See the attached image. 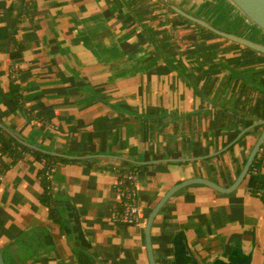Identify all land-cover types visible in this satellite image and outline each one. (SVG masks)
Returning a JSON list of instances; mask_svg holds the SVG:
<instances>
[{
  "label": "crops",
  "instance_id": "0c3cea01",
  "mask_svg": "<svg viewBox=\"0 0 264 264\" xmlns=\"http://www.w3.org/2000/svg\"><path fill=\"white\" fill-rule=\"evenodd\" d=\"M226 2L0 0L5 264H149L146 220L168 189L233 183L264 118V56L173 8L234 33L213 17L230 18ZM33 151L53 157L48 202ZM134 166L138 226L110 217L118 169ZM150 241L155 264H264V201L245 180L190 183Z\"/></svg>",
  "mask_w": 264,
  "mask_h": 264
},
{
  "label": "water",
  "instance_id": "95a60500",
  "mask_svg": "<svg viewBox=\"0 0 264 264\" xmlns=\"http://www.w3.org/2000/svg\"><path fill=\"white\" fill-rule=\"evenodd\" d=\"M230 2L243 14L245 15L253 24H255L260 30L264 32V0H230ZM175 10H177L182 16L186 17L190 21L196 23L197 25H200L213 33L224 37L234 43L240 44L242 46H245L247 48H250L254 51H257L261 54H264V43L257 42L255 40H252L246 36L239 35L237 33H233L227 29H221L211 23L210 21L198 17L195 15H192L190 13H187L183 11L182 9L173 7ZM258 124L261 125L260 133L254 142L253 146L251 147L248 156L246 157L244 164L241 168V171L239 172L236 179L233 181L231 185L228 187H221L216 183H213L207 179L203 178H191L187 180H183L175 185H173L168 191L159 199V201L156 203V205L152 208L151 212L149 213L144 232H145V244H146V250H147V257L149 264H155L152 247H151V241H150V228L152 221L161 208V206L164 204V202L178 189L181 187H184L190 183L193 182H200L203 183L213 189H216L220 192H230L234 190L246 177L248 169L250 165L252 164V161L257 154L263 139H264V118L258 121ZM0 264H5V261L3 259V255L0 252Z\"/></svg>",
  "mask_w": 264,
  "mask_h": 264
},
{
  "label": "built area",
  "instance_id": "2783aa9c",
  "mask_svg": "<svg viewBox=\"0 0 264 264\" xmlns=\"http://www.w3.org/2000/svg\"><path fill=\"white\" fill-rule=\"evenodd\" d=\"M257 155L264 159V139L257 152ZM39 166L45 165V160L39 159ZM54 165L45 169V175L49 178ZM112 187L117 195V201L121 202V209L118 212H112L110 217L113 221L128 223L138 226L141 223V212L138 206L137 197V176L136 171L130 169H118L117 176L112 182Z\"/></svg>",
  "mask_w": 264,
  "mask_h": 264
},
{
  "label": "trees",
  "instance_id": "16d2710c",
  "mask_svg": "<svg viewBox=\"0 0 264 264\" xmlns=\"http://www.w3.org/2000/svg\"><path fill=\"white\" fill-rule=\"evenodd\" d=\"M215 25V24H214ZM220 28V27H219ZM225 29V28H224ZM247 48V47H246ZM250 49V48H248ZM251 51H254L252 49H250ZM257 52V51H254ZM259 53V52H257ZM261 54V53H259ZM264 56V54H261ZM10 91L12 93L13 99L18 100V96H19V89L18 86L11 83L10 85ZM0 141L2 143V147L0 148V150H9V152H12V146L10 143L9 138L4 137L2 135H0ZM34 156L37 158V160L39 159H44L45 160V165L43 167H39V175L41 178V181L43 183V199L44 201L47 200L48 202V197H49V192H50V181L49 178L45 175V169L47 167H50L52 165H54V161H53V157L51 155L48 154H43V153H39V152H34L33 151ZM264 166V159L259 157L257 154L255 155L252 164L250 165L247 175L244 178L245 182H246V186L248 189V192L251 195H258L263 201H264V177H263V173L261 172V168ZM131 171H136L137 167H130L128 168ZM121 202L122 199L120 201H117V204L113 210V212H118L121 209Z\"/></svg>",
  "mask_w": 264,
  "mask_h": 264
},
{
  "label": "rangeland",
  "instance_id": "374dc122",
  "mask_svg": "<svg viewBox=\"0 0 264 264\" xmlns=\"http://www.w3.org/2000/svg\"><path fill=\"white\" fill-rule=\"evenodd\" d=\"M226 1H227L226 3H231L230 0H226ZM231 5H232V11L230 13V16L228 15L230 18L226 16V13L228 14L229 9L228 11H226L227 8L225 7L224 9H222V11L217 12V14L213 16L216 19V21H219V25L223 27H231V29L234 30V33H237L239 35L244 34L245 36L247 35L246 37L252 40L264 43V32L260 30L255 24H253L245 15H243L233 4ZM224 11H226V13ZM238 13L239 14L241 13L242 15L241 19L243 20V22H246L245 25H250L249 26L250 28L245 27L244 24H242L243 22L240 23V22H237V20L235 21L231 19V17H234V16L236 17ZM223 14L226 16V19L222 21L221 18L224 17ZM254 29H256L258 33L253 32Z\"/></svg>",
  "mask_w": 264,
  "mask_h": 264
}]
</instances>
